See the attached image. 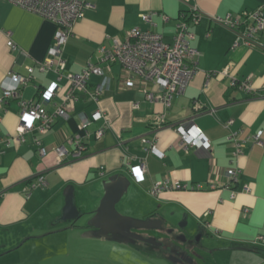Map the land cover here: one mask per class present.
<instances>
[{
    "label": "crops",
    "instance_id": "0c3cea01",
    "mask_svg": "<svg viewBox=\"0 0 264 264\" xmlns=\"http://www.w3.org/2000/svg\"><path fill=\"white\" fill-rule=\"evenodd\" d=\"M190 1L202 11L199 22L188 26L198 51L197 68L168 105L149 101L139 87L123 86L124 71L119 62L102 64L103 73L90 74L87 79L89 87L101 86L97 102L80 95L67 118L56 117L43 133L26 131L23 141L13 136L19 123L17 101L0 100V264H182L168 259L167 253L85 233L89 228L85 220L104 192L101 180L113 173L129 179L115 204L118 212L134 218H164L165 230L173 226L171 236L182 233L175 226L182 214L186 228L203 230V260L197 264H264V245L251 243L258 234L264 235V51L242 42L234 46V30L211 18L235 15L264 0ZM87 2L65 43L62 77L56 80L54 71L35 68L30 80L20 87V95L31 99L37 97L39 89L56 81L60 91L44 104L49 111L67 91L66 75L79 72L87 61H95L101 46H110L115 37L124 39L135 25L160 33L162 40L170 43L179 14L188 10L180 0ZM147 12H152L153 24L142 21L141 14ZM54 28L49 19L0 0V95L10 72L27 74L26 64L45 58ZM7 37L14 48L6 46ZM259 39L264 43V34ZM224 66L238 79L250 76L252 91L229 86L226 75H211ZM96 106L103 115L86 127L88 134L82 139L85 148L79 157L72 158L69 153L57 164L50 149L44 157L37 155L34 137L47 148L64 144L72 150L66 138L82 132L76 113L83 111L88 116ZM158 115L165 120L159 127L153 125ZM188 121L207 136L208 148L179 145L174 124ZM101 125L104 131L97 138L94 130ZM257 130H261V145L250 139ZM234 137L244 142L239 152L235 151ZM153 138L162 157L148 150V141L142 140ZM140 159L145 170L137 181L129 166ZM228 167L238 168L230 187L210 186L213 179L224 180L223 170ZM38 175L44 183L24 192L23 187ZM165 177L184 187L150 194L149 185ZM66 185L73 187L74 202L82 214L74 222L59 218ZM138 231L163 239L167 235L164 230Z\"/></svg>",
    "mask_w": 264,
    "mask_h": 264
},
{
    "label": "built area",
    "instance_id": "2783aa9c",
    "mask_svg": "<svg viewBox=\"0 0 264 264\" xmlns=\"http://www.w3.org/2000/svg\"><path fill=\"white\" fill-rule=\"evenodd\" d=\"M14 5L17 4L24 7L26 10L33 11L44 18L49 19L55 25L52 41L47 48V54L42 60H38L33 64H26L25 70L27 74L10 72L6 77V81L2 84V93L0 100L15 99L18 103V118L19 123L16 127V132L13 135L18 141L24 140L26 131L37 130L43 133L50 127L56 117L67 118L71 104L84 94L93 102H97L102 89L99 83L89 87L88 78L90 74L101 75L103 70L102 64L119 62L124 71L122 77V85L125 87H139L144 93V96L149 101L161 102L164 105L170 103L172 96L184 90L192 78L197 66L198 51L192 45L194 33L189 29L190 23H198L202 11L196 3L190 0H180L187 4L188 10L179 14V19L174 26L175 32L172 42L168 43L162 40L161 34L151 29H140L139 26H133L128 29L127 36L124 39L113 38L110 46H101L96 54L95 61H87L85 66L79 72H71L66 75L68 81L67 91L60 96L61 99L52 110H47L44 104L49 102L53 96H56L60 91V86L56 81L39 89L37 97L26 99L20 95V87L32 75L33 69L39 71L52 70L56 73V80L62 77V68L65 66L63 50L68 38L72 35L73 25L83 15V10L89 5L87 0H7ZM152 12L142 13L141 19L147 24H153L151 16ZM211 18L221 25L231 28L236 33V38L233 42L259 48L264 51V43L260 41L259 35L264 34V2L260 3L252 9H244L237 14L230 13L224 16L212 15ZM7 32L6 34H8ZM6 46L14 48L15 44L10 37L6 39ZM223 74L228 76L229 86H237L246 91H252L250 85V76L243 79H238L231 74L230 68L224 66L220 71L212 72V74ZM156 86L152 89L151 86ZM136 106V103H134ZM78 127L82 130L80 133H75L66 142L72 145V150H69L64 144L53 145L47 148L42 145L37 137L33 138L37 155L44 157L50 149L58 163L62 162L66 155L70 153L72 158H77L85 148L82 141L84 135L88 134L87 126L92 120L101 118L103 113L96 106L92 114L86 115L83 111L77 113ZM165 122L163 115H158L155 118L154 126H161ZM229 123V122H226ZM174 130L177 132L178 143L182 148L202 146L209 147V140L204 132L193 122H179L174 124ZM104 131V125L96 127L94 130L95 137L99 138ZM253 143L261 145V130H257L250 136ZM148 141L149 149L157 156L162 157L163 152L158 150L154 138ZM235 151L239 152L244 144L239 139H233ZM140 159L139 162L130 164L129 172L138 181L142 179L145 170V164ZM238 168L228 167L223 170L224 180L220 181L213 179L209 185L214 187L220 185L222 187H230L231 182L237 179ZM42 175H38L35 181H30L23 187V191L29 193L30 188L42 185L44 179ZM149 192L152 195H157L164 189L172 187H184L178 180L167 181V178L157 179L149 185ZM194 187H199L195 184ZM248 189V186H245ZM233 191H231V196ZM246 210V209H245ZM254 244L264 245V235L258 234L251 242Z\"/></svg>",
    "mask_w": 264,
    "mask_h": 264
},
{
    "label": "water",
    "instance_id": "95a60500",
    "mask_svg": "<svg viewBox=\"0 0 264 264\" xmlns=\"http://www.w3.org/2000/svg\"><path fill=\"white\" fill-rule=\"evenodd\" d=\"M104 192L100 198L93 214L86 218L85 226L89 227L85 233L95 235L101 238H111L121 240L125 243L139 245L141 248L151 250L152 252L167 253L168 259L182 264H197V260H203L202 253L205 246L200 239L203 230L196 228H186L185 215L175 224L182 233L171 236L173 226L165 230L164 218H134L118 212L115 204L119 201L122 194L126 191L129 179L122 173H113L107 175L101 180ZM72 186L66 185L62 192L65 201L59 218L61 220L76 221L81 217V212L74 202V193ZM139 229L145 231L156 230L166 232L165 239L156 235L143 234ZM182 242L185 247H179L176 241Z\"/></svg>",
    "mask_w": 264,
    "mask_h": 264
},
{
    "label": "rangeland",
    "instance_id": "374dc122",
    "mask_svg": "<svg viewBox=\"0 0 264 264\" xmlns=\"http://www.w3.org/2000/svg\"><path fill=\"white\" fill-rule=\"evenodd\" d=\"M176 244H177V246H179V247H185V245L182 243V242H180V241H176Z\"/></svg>",
    "mask_w": 264,
    "mask_h": 264
}]
</instances>
